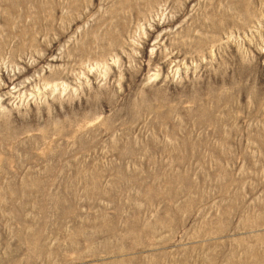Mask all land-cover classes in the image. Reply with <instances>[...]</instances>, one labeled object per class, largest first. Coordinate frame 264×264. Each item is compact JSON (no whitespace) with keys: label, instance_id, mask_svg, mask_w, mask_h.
I'll return each instance as SVG.
<instances>
[{"label":"rangeland","instance_id":"rangeland-1","mask_svg":"<svg viewBox=\"0 0 264 264\" xmlns=\"http://www.w3.org/2000/svg\"><path fill=\"white\" fill-rule=\"evenodd\" d=\"M0 264H264V0H0Z\"/></svg>","mask_w":264,"mask_h":264}]
</instances>
